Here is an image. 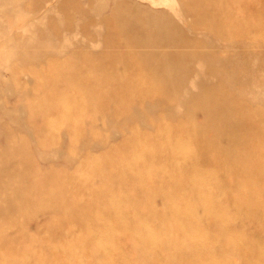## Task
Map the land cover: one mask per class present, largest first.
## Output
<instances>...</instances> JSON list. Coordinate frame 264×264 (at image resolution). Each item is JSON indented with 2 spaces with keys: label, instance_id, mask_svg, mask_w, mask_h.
Masks as SVG:
<instances>
[{
  "label": "rangeland",
  "instance_id": "rangeland-1",
  "mask_svg": "<svg viewBox=\"0 0 264 264\" xmlns=\"http://www.w3.org/2000/svg\"><path fill=\"white\" fill-rule=\"evenodd\" d=\"M263 121L264 0H0V264H264Z\"/></svg>",
  "mask_w": 264,
  "mask_h": 264
},
{
  "label": "bare ground",
  "instance_id": "bare-ground-1",
  "mask_svg": "<svg viewBox=\"0 0 264 264\" xmlns=\"http://www.w3.org/2000/svg\"><path fill=\"white\" fill-rule=\"evenodd\" d=\"M164 1V0H163ZM168 1V0H167ZM172 1V0H171ZM157 4L158 2L157 1H152V4ZM164 4H167L168 5V3H166V2H164ZM169 4H171V2L169 3ZM170 6V5H169ZM171 7V6H170ZM41 59V58H40ZM31 79V78H30ZM148 104V103H147ZM153 107V106H152ZM24 110V109H23ZM140 119H142V118H140ZM143 121H144V119H142ZM145 122V121H144ZM264 122V121H263ZM125 125V124H124ZM126 126V125H125ZM245 127V126H244ZM109 128V127H108ZM124 129H125V127H124ZM254 129V128H253ZM119 132V131H118ZM112 133V132H111ZM123 133V132H122ZM101 134V133H100ZM122 136V135H121ZM110 137H111V134H110ZM104 141V140H103ZM124 142V141H123ZM63 143H64V141H63ZM125 144V143H124ZM64 144H62V146H63ZM99 145V144H98ZM120 145V144H119ZM118 146V145H117ZM178 147V146H177ZM179 148V147H178ZM60 150V149H59ZM259 150V149H258ZM62 151V150H61ZM65 153V152H64ZM252 153V152H251ZM59 155H61V154H57V156H59ZM246 155V154H245ZM244 155V156H245ZM249 156V155H248ZM250 156H251V154H250ZM186 158V157H185ZM65 160H67V159H65ZM223 160V159H222ZM242 162V165H243V161H241ZM228 164V163H227ZM241 164V163H240ZM248 164V163H247ZM233 165H235V164H233ZM237 165V164H236ZM235 165V166H236ZM249 165V164H248ZM250 165H251V163H250ZM231 167H232V165H230ZM229 166V167H230ZM231 167H230V170H231ZM243 167V166H242ZM226 168H227V165H226ZM235 168V167H234ZM244 168H246V164H245V166H244ZM243 168V169H244ZM236 169V168H235ZM248 169V168H247ZM251 169V168H250ZM242 170V169H241ZM249 170V169H248ZM254 170V169H253ZM257 170V169H256ZM236 171V170H235ZM230 172V171H229ZM244 172V171H243ZM242 172V173H243ZM241 173V174H242ZM246 173V172H245ZM236 175V174H235ZM245 175V174H244ZM252 175V174H251ZM256 175V174H255ZM239 177V176H238ZM247 177V176H246ZM248 178V177H247ZM255 179H256V177H254ZM236 179V178H235ZM253 179V178H252ZM245 180V179H244ZM250 180V179H249ZM240 181V180H239ZM239 181H238V183H239ZM253 182L255 181L254 179L252 180ZM236 181H234V183H235ZM247 182V181H246ZM252 182V183H253ZM256 182H257V180H256ZM258 182H259V180H258ZM248 183V182H247ZM250 184H251V182H249ZM249 184V185H250ZM235 185V184H234ZM245 185H248V184H245ZM252 185V184H251ZM241 186L243 187V184H241ZM254 186V185H253ZM76 187H78L77 185H76ZM180 187V186H179ZM178 187V188H179ZM238 187V186H237ZM261 187V186H260ZM177 188V189H178ZM240 188V187H239ZM251 188V187H250ZM179 189H182V188H179ZM184 189V188H183ZM246 189V188H245ZM259 189V188H258ZM239 190V189H238ZM180 191V190H179ZM179 191H178V193H179ZM246 191V190H245ZM248 192V191H247ZM253 192H255V191H253ZM253 192H248L249 194H251V195H253ZM250 197V196H249ZM251 200V199H250ZM254 200V199H253ZM247 202V201H246ZM253 202V201H252ZM152 204V203H151ZM172 204V202H171V199L170 200H166L165 202H164V207H169L170 205ZM173 205V204H172ZM241 205H243V204H241ZM241 205H239V206H241ZM238 206V207H239ZM217 208V207H216ZM214 210V209H213ZM163 211V210H162ZM175 211V210H174ZM193 212V211H192ZM155 213V212H154ZM222 213H223V210H218V209H215L214 210V214H217V215H221V216H217V218L218 219H221L222 218ZM179 214L181 215L182 214V211L180 210V208L178 207L177 209H176V212H175V214H174V217L175 218H181L180 216H179ZM195 214V213H194ZM196 215V214H195ZM195 217V216H194ZM193 217V218H194ZM110 219V218H109ZM108 219V217L107 216H102V217H98L96 220L97 221H101L102 223H112V222H110V220ZM153 219H155V217L153 218ZM171 220L172 218L170 217V218H167V220ZM195 220H196V217L194 218ZM156 221H158L159 219L158 218H156L155 219ZM182 220V219H181ZM189 221V220H188ZM163 222V221H162ZM216 222V221H215ZM172 224V223H171ZM171 224H169V227L171 226ZM183 224V223H182ZM171 229L173 228V227H170ZM220 228V227H219ZM222 228H223V226H222ZM221 229V228H220ZM189 230V229H188ZM222 230V229H221ZM239 233H240V231H238ZM243 235V234H242ZM94 239H95V241H97L98 243L101 241V243H102V240H100L101 238H96V235H94ZM101 237V236H100ZM258 242V241H257ZM86 243V242H85ZM104 243V242H103ZM102 243V244H103ZM259 243V242H258ZM245 245V244H244ZM201 248V247H200ZM203 249V248H202ZM168 250H169V248H168ZM189 250H191V249H189ZM193 250V249H192ZM188 251V250H187ZM168 252H170V251H168ZM106 253V252H105ZM217 253V252H216ZM106 255H108V254H106ZM69 256V255H68ZM104 256V255H103ZM172 256V255H171ZM175 256H176V254H175ZM70 257V256H69ZM174 257V256H173ZM71 258V257H70ZM170 258V257H169ZM172 258V257H171ZM72 259V258H71ZM195 259V258H194ZM241 259H242V257H241ZM154 260V259H153ZM152 260V261H153ZM176 260V259H175ZM166 261V260H165ZM194 261V260H193ZM202 263V262H201ZM174 264V263H173Z\"/></svg>",
  "mask_w": 264,
  "mask_h": 264
}]
</instances>
